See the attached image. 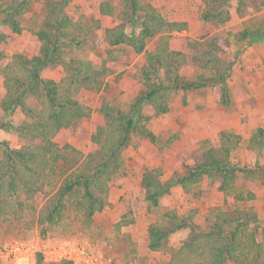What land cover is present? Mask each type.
<instances>
[{
	"label": "trees",
	"instance_id": "obj_1",
	"mask_svg": "<svg viewBox=\"0 0 264 264\" xmlns=\"http://www.w3.org/2000/svg\"><path fill=\"white\" fill-rule=\"evenodd\" d=\"M237 1L236 10L240 12L245 1ZM68 2L52 0L46 5L45 17L35 33L39 43L37 54L29 58L15 53L0 70L5 88L0 102L3 114L0 130L15 134L23 142L18 149L10 148L7 142L0 143V225L8 217L19 220L27 209L26 202L34 200L37 190L57 186L41 207L37 225L55 228L64 223L67 215H73L81 229L92 227L94 215L108 204L109 183L124 168L123 150L130 145L133 136L153 145L160 144L161 137L154 134L149 122L152 116L167 114L169 103L179 92L186 94L218 86L219 104L223 108L229 107L226 81L231 74V63L218 55L229 46L228 39L215 36L199 42L189 38L188 54L173 50L170 34L188 31V23L167 20L149 2L118 0L119 22L107 28L102 38L90 42L78 37L76 23L64 14V10L61 11ZM230 3L231 0H202L201 20L226 24L231 18ZM260 3L264 6V0ZM28 4L29 0H14L12 5L0 10V27L9 29L12 34H21L20 19ZM99 13L115 16L116 10L110 1H103ZM128 24L138 28L139 32L128 35ZM255 36L264 38V28L255 31L246 28L238 32L234 40L243 43ZM6 39V33L0 28V45ZM154 39L158 40L156 48L146 50L148 42ZM104 45H125L136 54H144V64L138 74L140 89L126 111L108 103L102 105L100 112L104 125L97 127L91 136L96 147L75 165L70 157L75 150L70 145L58 146L54 138L60 130L89 117L90 110L77 102L74 95L80 90L101 91L106 70L91 61L74 58L70 53L80 47L94 51ZM5 58L0 49V66ZM188 65H194L205 74L200 73L195 79L187 78L180 71ZM58 67L63 73L59 82L43 77L44 69ZM17 109L25 119L14 124L9 116ZM148 110L152 115L147 114ZM171 141L168 139L165 144L168 146ZM239 141V136L222 131L218 147L201 146L203 151L194 166L167 180L160 179L157 171H145L141 186L145 192L146 212H159L160 200L169 195L174 186L189 193L204 179L217 181L218 190L224 194L236 190V182L241 178L259 180L264 186L263 166L231 163L229 156ZM249 146L253 150L264 147V129L258 128L252 134ZM247 197L254 198L252 193ZM162 218L166 219L165 224L149 225L147 248L152 252L168 250L166 264L264 263V229L263 239L258 241L250 224L260 220L251 211L211 208L206 228L199 226L193 213L179 217L174 210H169ZM187 228L190 232L184 243L179 248L168 249L169 237ZM41 259V255H37L35 264H42ZM55 264L73 263L61 261Z\"/></svg>",
	"mask_w": 264,
	"mask_h": 264
},
{
	"label": "rangeland",
	"instance_id": "obj_2",
	"mask_svg": "<svg viewBox=\"0 0 264 264\" xmlns=\"http://www.w3.org/2000/svg\"><path fill=\"white\" fill-rule=\"evenodd\" d=\"M50 1L52 0H29L28 8L20 19L23 28L21 34H12L9 29L0 27L7 35L6 41L0 45L6 56L0 70L15 53L29 58L37 54L39 43L35 33L45 17L46 5ZM103 1L112 3L116 10L115 16H103L99 13L98 6ZM142 1L151 3L167 20L188 23V31L170 34V47L173 50L188 54L189 38L199 42H206L215 36L229 40V46L218 54L231 63V74L226 81L230 93L229 107L223 108L219 104L218 86L188 91L186 94L179 92L169 103V112L159 117L152 116L149 122L150 129L161 137L160 144L153 145L148 140H139L133 136L130 145L123 150L121 156L124 168L109 183L108 204L94 215L92 227L81 229L73 215H67L68 224L65 220L55 228L46 229L44 225H37L41 207L57 186L43 187L37 190L34 200L26 202L25 208L30 210L26 209L19 220L8 217L0 225V246L22 240L29 241L42 250L61 240H86L102 251L104 256L122 264H166L168 250L152 252L147 248L149 225L165 224L163 213L174 210L179 217L193 213L199 226L206 228L211 208H235L255 213L260 221L251 223L250 230L256 231L258 241L263 239L264 186L259 180L241 178L236 182V190L227 194L220 192L218 182H211L210 179H204L189 193L177 185L169 195L160 200V211L152 214L146 212L145 192L141 186L145 171H157L162 180H167L176 173L183 174L196 163L203 151L201 146L220 145L222 131L232 132L240 137L238 145L229 156L232 164L252 167L257 163L264 167V147L253 150L249 146L252 134L258 128L264 129V38L255 36L243 43L234 40V36L246 28L253 31L264 28V6L261 5V0H244L245 5L240 12L236 10L238 1L231 0V18L224 25L201 20L202 0ZM13 2L14 0L0 2V10ZM63 10L76 23L78 37L90 42L102 38L107 28H112L119 22L118 0H69L67 5L62 6L61 11ZM126 32L131 35L132 32L137 34L139 30L128 24ZM157 44V39L150 40L146 50L153 51ZM70 56L91 61L98 68L106 70L101 91L80 90L74 95L77 102L90 110L89 117L60 130L54 138L58 146L70 145L75 150L70 157L72 164L78 165L96 147L91 142V136L97 127L104 125V117L100 112L102 105L108 103L128 110L129 102L140 89L138 74L144 64V54H136L131 47L125 45H104L94 51L84 47L76 48ZM180 72L189 79H195L200 73L205 74L194 65H188ZM42 75L58 82L63 77L59 67L44 69ZM4 95L3 76L0 72V102ZM147 114L152 115V112L148 110ZM0 117H3L1 110ZM9 117L14 124L25 119L18 109ZM168 139L172 141L167 146L165 142ZM3 141L13 149H18L23 144L15 134L0 130V143ZM248 193H252L254 198L248 199ZM189 232L187 228L172 234L168 249L179 248L188 238ZM41 260L42 264L65 261L51 262L44 260V257ZM20 262L35 264V260L31 261L30 258ZM0 264L4 263L0 261Z\"/></svg>",
	"mask_w": 264,
	"mask_h": 264
},
{
	"label": "built area",
	"instance_id": "obj_3",
	"mask_svg": "<svg viewBox=\"0 0 264 264\" xmlns=\"http://www.w3.org/2000/svg\"><path fill=\"white\" fill-rule=\"evenodd\" d=\"M42 255L46 261H69L73 264H122L117 260L103 255L90 242L84 240H61L54 245L37 249L29 241H13L0 246V261L4 264H21L20 261L36 259Z\"/></svg>",
	"mask_w": 264,
	"mask_h": 264
},
{
	"label": "crops",
	"instance_id": "obj_4",
	"mask_svg": "<svg viewBox=\"0 0 264 264\" xmlns=\"http://www.w3.org/2000/svg\"><path fill=\"white\" fill-rule=\"evenodd\" d=\"M98 9H99V6H98ZM158 10V9H157ZM170 21V20H169ZM189 26V25H188Z\"/></svg>",
	"mask_w": 264,
	"mask_h": 264
}]
</instances>
